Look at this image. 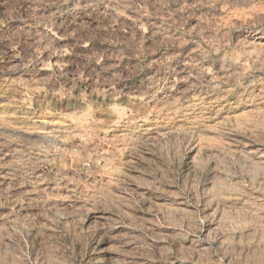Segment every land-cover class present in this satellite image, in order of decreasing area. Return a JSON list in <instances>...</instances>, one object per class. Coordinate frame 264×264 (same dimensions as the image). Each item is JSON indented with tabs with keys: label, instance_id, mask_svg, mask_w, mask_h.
Listing matches in <instances>:
<instances>
[{
	"label": "rangeland",
	"instance_id": "rangeland-1",
	"mask_svg": "<svg viewBox=\"0 0 264 264\" xmlns=\"http://www.w3.org/2000/svg\"><path fill=\"white\" fill-rule=\"evenodd\" d=\"M0 264H264V0H0Z\"/></svg>",
	"mask_w": 264,
	"mask_h": 264
}]
</instances>
